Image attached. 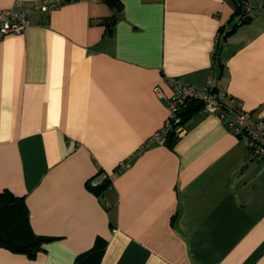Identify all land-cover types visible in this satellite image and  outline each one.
I'll return each mask as SVG.
<instances>
[{
	"label": "crops",
	"instance_id": "crops-1",
	"mask_svg": "<svg viewBox=\"0 0 264 264\" xmlns=\"http://www.w3.org/2000/svg\"><path fill=\"white\" fill-rule=\"evenodd\" d=\"M119 1H67L0 39V192L50 237L33 257L0 245V264H74L97 242L87 264H264V165L221 119L200 108L173 147L141 148L167 116L152 90L167 76L201 87L214 71L264 119V0H244L214 63L235 0Z\"/></svg>",
	"mask_w": 264,
	"mask_h": 264
},
{
	"label": "built area",
	"instance_id": "built-area-1",
	"mask_svg": "<svg viewBox=\"0 0 264 264\" xmlns=\"http://www.w3.org/2000/svg\"><path fill=\"white\" fill-rule=\"evenodd\" d=\"M66 2L67 0H39L33 5H26L21 0H14L10 7L0 10V39L7 34H22L29 25L30 14L56 9ZM243 9L238 23L250 16L249 7L244 5ZM225 35V29L218 30L216 45ZM214 60L213 57V63ZM164 83L169 89L168 93L160 85L153 86L152 90L158 98L166 101L167 116L161 127L144 141L141 148L148 146L152 141L163 144L167 132L173 128V123L180 120V114L185 111L188 103L199 101L205 112L215 114L230 132L244 141L250 157L263 162L264 165V119L244 109L239 98L220 88L214 71L207 75L201 87L186 83L177 76L165 77ZM175 131L180 137L185 128L179 122ZM122 164L124 163L120 166Z\"/></svg>",
	"mask_w": 264,
	"mask_h": 264
},
{
	"label": "trees",
	"instance_id": "trees-1",
	"mask_svg": "<svg viewBox=\"0 0 264 264\" xmlns=\"http://www.w3.org/2000/svg\"><path fill=\"white\" fill-rule=\"evenodd\" d=\"M74 1V0H67ZM107 6H109L113 11L119 8V0H102ZM244 0H235V14L239 17L244 12ZM250 16L243 20L247 21ZM113 20V18H112ZM234 21L226 30V35L233 31L234 28L240 24ZM108 31H110L109 25H107ZM224 28L220 27L219 30ZM225 35V36H226ZM224 36V38H225ZM219 44L216 45L214 52V62L217 61V52L219 50ZM202 108V104L199 101H191L188 103L187 108L180 114V123L183 125L184 120L187 116L198 109ZM178 122L173 123V128L170 129L165 138L164 145L168 147H173L176 141L179 139L177 136L175 127ZM102 174V173H100ZM99 174V175H100ZM97 175V176H99ZM110 180L104 175L103 178L95 185H90V189L98 196L103 195L104 190L109 185ZM50 237L42 236L34 233L31 229L28 219V208L25 203L23 196L14 195L9 190H3L0 192V245L4 246L14 252L26 253L29 257H33L37 251H39L46 241ZM103 251V245L100 243H95V245L88 251L79 254L74 264H87L86 261L91 258L100 257Z\"/></svg>",
	"mask_w": 264,
	"mask_h": 264
},
{
	"label": "water",
	"instance_id": "water-1",
	"mask_svg": "<svg viewBox=\"0 0 264 264\" xmlns=\"http://www.w3.org/2000/svg\"><path fill=\"white\" fill-rule=\"evenodd\" d=\"M178 123L181 121H177ZM104 174H100L99 176L96 177L95 181L99 182L103 178Z\"/></svg>",
	"mask_w": 264,
	"mask_h": 264
}]
</instances>
